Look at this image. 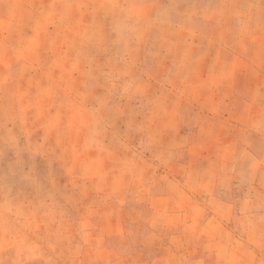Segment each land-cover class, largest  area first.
Instances as JSON below:
<instances>
[{"label":"rangeland","instance_id":"1","mask_svg":"<svg viewBox=\"0 0 264 264\" xmlns=\"http://www.w3.org/2000/svg\"><path fill=\"white\" fill-rule=\"evenodd\" d=\"M238 72L262 129L264 0H0V264H97L127 233L99 225L152 223L185 174L172 128L216 121L200 96ZM233 89L220 117L251 109Z\"/></svg>","mask_w":264,"mask_h":264},{"label":"crops","instance_id":"2","mask_svg":"<svg viewBox=\"0 0 264 264\" xmlns=\"http://www.w3.org/2000/svg\"><path fill=\"white\" fill-rule=\"evenodd\" d=\"M239 74L231 75L228 83L219 81L217 94L200 96L201 102L211 99L218 104L216 121L209 123L210 114L204 111L206 121L201 125L172 128L177 140L186 141L185 157L177 161L185 174L172 176L175 189L155 193L152 207H137L140 216H153V222L99 225L98 229L109 231L122 229L126 239L114 235L97 242L85 251L89 260L97 264H264V128L253 126V96L241 94ZM230 86L236 101L249 103L251 109L237 106L232 112L223 111L222 118L223 94ZM226 114L235 121L233 125H227ZM241 135L249 136V141L243 143ZM245 156L251 160L244 164ZM193 167L202 169L197 172ZM41 236L37 247L43 253L48 246L44 230Z\"/></svg>","mask_w":264,"mask_h":264}]
</instances>
